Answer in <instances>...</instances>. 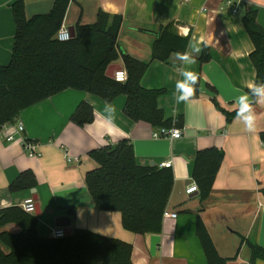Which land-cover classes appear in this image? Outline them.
<instances>
[{
	"label": "crops",
	"instance_id": "crops-1",
	"mask_svg": "<svg viewBox=\"0 0 264 264\" xmlns=\"http://www.w3.org/2000/svg\"><path fill=\"white\" fill-rule=\"evenodd\" d=\"M15 1L0 0L2 65L12 59ZM228 1L70 0L63 28L92 24L101 11L110 15V23L115 16L121 17L118 47L125 55L148 63L141 86L159 92L157 104L165 125L153 126L131 118L125 110L128 97L124 93L108 101L86 90L68 88L21 110L15 121L0 131V209L21 207L24 199L37 196L39 213L34 215L39 236L51 237L54 229L62 227L57 223L69 221L72 233L85 228L131 243L133 264H208L197 234L201 216L226 264L241 260L264 264V252L253 249L264 251V104L253 103L256 121L249 132L237 117L228 122L213 102L215 89L221 105L233 111L238 109L235 101L239 96L248 93L249 85L255 86V47L242 18L247 11L256 10L258 23L264 28V0L247 4L239 0L240 7ZM54 2L24 0L27 17L49 13ZM243 7L246 12L240 14ZM171 26L174 33L202 49L193 66L199 76L198 94L181 103H177L174 90L176 80L181 78L176 72L182 64L177 54L185 51L171 50L164 57L154 56L159 33ZM204 49L210 54L207 60L202 59ZM114 64L124 67L122 58ZM249 99L251 102L252 97ZM82 102L93 107L92 123L79 125L73 120ZM106 102L117 109L115 125L105 120ZM18 121L25 128L21 133L15 131ZM161 127L180 128L183 135L178 139L155 138L153 133ZM13 133L16 139L8 141V135ZM123 139L133 144L139 165L160 167L163 162H172L175 182L165 211L177 216L164 218L159 233L126 230L121 213L99 210L88 189L86 173L95 168L89 152L115 147ZM25 141L37 143L36 152L31 153ZM213 146L221 149L225 158L213 190L202 200L199 192L188 195L186 189L194 181L197 152ZM65 148L71 161L67 160ZM28 171L34 174L36 187L13 189L12 185ZM2 230L19 233L21 226L12 222Z\"/></svg>",
	"mask_w": 264,
	"mask_h": 264
},
{
	"label": "trees",
	"instance_id": "trees-1",
	"mask_svg": "<svg viewBox=\"0 0 264 264\" xmlns=\"http://www.w3.org/2000/svg\"><path fill=\"white\" fill-rule=\"evenodd\" d=\"M69 3L70 0H55L49 13L31 18L26 15L24 0L13 3L16 32L12 59L8 65L0 64V131L15 121L21 110L68 88L86 90L108 101L124 93L128 97L125 110L131 118L153 126L165 125L163 111L157 104L159 92L141 86L148 63L125 55L118 47L121 17L115 16L110 23V15L101 11L96 22L78 23L75 36L60 41L56 35L63 27ZM242 21L255 47L252 58L257 69L256 84L264 82V28L258 23L256 10L247 11ZM188 43L187 37L168 27L159 33L154 56L164 57L171 50L184 52ZM206 51L203 60L210 58ZM121 58L128 72L126 82H118L106 74L108 67ZM213 91L214 104L228 122L232 121L238 109H225L217 90ZM197 94L198 87L191 97ZM94 118L89 102H82L73 116L79 125L92 123ZM176 125L181 127L182 123ZM262 140L264 143V133ZM89 156L95 168L86 173V183L97 208L120 212L122 225L130 232H161L175 182L171 168L139 165L128 139L115 147L94 149ZM224 158L225 153L215 146L197 152L193 179L202 200L213 190ZM36 185L34 174L28 171L12 188ZM12 222L19 224L21 231H0V264H133V245L120 238L85 228H77L62 238L41 237L36 215L20 206L0 209V228ZM197 234L208 264H226L201 216L197 220ZM253 249L264 252L257 247Z\"/></svg>",
	"mask_w": 264,
	"mask_h": 264
},
{
	"label": "clouds",
	"instance_id": "clouds-1",
	"mask_svg": "<svg viewBox=\"0 0 264 264\" xmlns=\"http://www.w3.org/2000/svg\"><path fill=\"white\" fill-rule=\"evenodd\" d=\"M190 49V51H189ZM202 49L193 41H189L185 52L177 54L178 60L182 61V64L176 68L180 79L175 83V94L177 103L186 102L197 89L199 82L198 74L193 70V66L197 62V56L201 53ZM248 93L239 96L235 101L238 105L237 119L243 122L245 130L251 132L254 129L256 121V113L252 107V104L257 105L264 104V82L257 83L255 86H248ZM252 97L250 102L249 97ZM105 120L112 125H115L117 109L114 104L110 102L105 103L104 108ZM178 135V133H173Z\"/></svg>",
	"mask_w": 264,
	"mask_h": 264
},
{
	"label": "built area",
	"instance_id": "built-area-1",
	"mask_svg": "<svg viewBox=\"0 0 264 264\" xmlns=\"http://www.w3.org/2000/svg\"><path fill=\"white\" fill-rule=\"evenodd\" d=\"M184 2H189L190 0H183ZM239 1V0H238ZM234 2L233 0H230L228 1V4L233 6L234 4L237 5V7H240L241 6V2L239 1ZM236 7V8H237ZM234 8V11L236 12L237 9ZM56 38L60 41H67V40H70L72 38V33L71 31L68 29V28H61L57 35H56ZM114 79L118 82H126L127 79H128V72L127 70L123 67L122 69L120 70H117L115 72V75H114ZM24 124L22 122H18L15 126V131L16 133H21L24 131ZM178 133V135H173V133ZM16 133H13V134H10L8 135L7 137V140L8 141H12V140H15V134ZM183 135V130L180 129V128H177V127H171V128H168V127H161L158 131H155L153 133V136L155 138H170V139H178V138H181ZM25 146L26 148L31 152V153H34L36 152L37 150V143L35 142H28V141H25ZM65 153H66V157H67V160L68 161H71L72 160V156L71 154L68 152V150L65 148ZM172 166V162L171 161H168V162H163L161 163L160 167H167V168H170ZM186 192L188 195L194 193V192H199V186L198 184L193 181L186 189ZM21 207L23 208L24 211L30 213V214H36V211H37V202L36 200L31 196V197H28L26 199H24V201L22 202L21 204ZM177 214L176 213H169L167 211H165L164 213V218H168V217H176ZM52 237H55V238H62L64 236H66V231H65V228L63 227H57L56 229L53 230V233H52ZM238 264H251L250 261H246V260H241L238 262Z\"/></svg>",
	"mask_w": 264,
	"mask_h": 264
},
{
	"label": "water",
	"instance_id": "water-1",
	"mask_svg": "<svg viewBox=\"0 0 264 264\" xmlns=\"http://www.w3.org/2000/svg\"><path fill=\"white\" fill-rule=\"evenodd\" d=\"M70 31L72 33V36H75V27H71L70 28ZM123 66L122 65H119V64H112L108 67L107 71H106V74L111 77V78H114V75H115V72L117 70H120L122 69ZM35 200H37V196L36 197H33ZM36 213L38 214L39 212L36 211ZM61 220H65V219H61ZM58 226H62V227H65V231H66V235H70L72 233V230L71 228L69 227L70 225V222H62V223H57ZM232 264H237V263H232Z\"/></svg>",
	"mask_w": 264,
	"mask_h": 264
},
{
	"label": "rangeland",
	"instance_id": "rangeland-1",
	"mask_svg": "<svg viewBox=\"0 0 264 264\" xmlns=\"http://www.w3.org/2000/svg\"><path fill=\"white\" fill-rule=\"evenodd\" d=\"M248 1H251V0H246V1H244V3L246 2V4H247ZM244 6H245V4H244ZM245 12H246V7L240 8V14H244Z\"/></svg>",
	"mask_w": 264,
	"mask_h": 264
},
{
	"label": "bare ground",
	"instance_id": "bare-ground-1",
	"mask_svg": "<svg viewBox=\"0 0 264 264\" xmlns=\"http://www.w3.org/2000/svg\"><path fill=\"white\" fill-rule=\"evenodd\" d=\"M18 122H19V121H18ZM18 122H17V123H18ZM17 123H16V124H17Z\"/></svg>",
	"mask_w": 264,
	"mask_h": 264
}]
</instances>
